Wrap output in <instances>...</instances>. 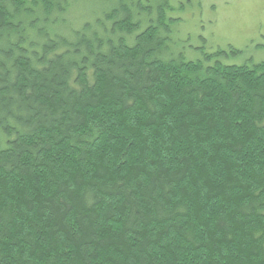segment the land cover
Wrapping results in <instances>:
<instances>
[{
  "label": "trees",
  "instance_id": "1",
  "mask_svg": "<svg viewBox=\"0 0 264 264\" xmlns=\"http://www.w3.org/2000/svg\"><path fill=\"white\" fill-rule=\"evenodd\" d=\"M172 9L0 0V264H264V61Z\"/></svg>",
  "mask_w": 264,
  "mask_h": 264
},
{
  "label": "rangeland",
  "instance_id": "2",
  "mask_svg": "<svg viewBox=\"0 0 264 264\" xmlns=\"http://www.w3.org/2000/svg\"><path fill=\"white\" fill-rule=\"evenodd\" d=\"M170 4L168 15L178 20L173 38L187 58L202 59V52L234 48L241 53L224 57L226 63L264 61V0H170Z\"/></svg>",
  "mask_w": 264,
  "mask_h": 264
}]
</instances>
